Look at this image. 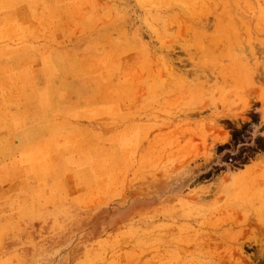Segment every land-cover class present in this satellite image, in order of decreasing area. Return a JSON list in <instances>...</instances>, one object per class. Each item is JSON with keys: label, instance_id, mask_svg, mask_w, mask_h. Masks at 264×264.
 Segmentation results:
<instances>
[{"label": "rangeland", "instance_id": "obj_1", "mask_svg": "<svg viewBox=\"0 0 264 264\" xmlns=\"http://www.w3.org/2000/svg\"><path fill=\"white\" fill-rule=\"evenodd\" d=\"M0 264H264V0H0Z\"/></svg>", "mask_w": 264, "mask_h": 264}, {"label": "bare ground", "instance_id": "obj_2", "mask_svg": "<svg viewBox=\"0 0 264 264\" xmlns=\"http://www.w3.org/2000/svg\"><path fill=\"white\" fill-rule=\"evenodd\" d=\"M60 8V7H59ZM84 150V149H83ZM90 152V151H89ZM90 154V153H89ZM94 154V153H93ZM102 155V154H101ZM103 157V156H102ZM92 158V157H91ZM101 158V157H100ZM93 159V158H92ZM12 163V162H11ZM93 167V166H92Z\"/></svg>", "mask_w": 264, "mask_h": 264}]
</instances>
